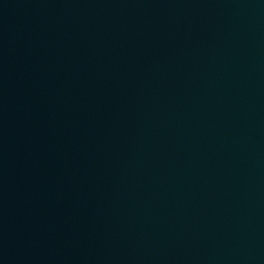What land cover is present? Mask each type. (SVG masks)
Wrapping results in <instances>:
<instances>
[{
    "label": "water",
    "instance_id": "water-1",
    "mask_svg": "<svg viewBox=\"0 0 264 264\" xmlns=\"http://www.w3.org/2000/svg\"><path fill=\"white\" fill-rule=\"evenodd\" d=\"M0 264H264V0H0Z\"/></svg>",
    "mask_w": 264,
    "mask_h": 264
}]
</instances>
